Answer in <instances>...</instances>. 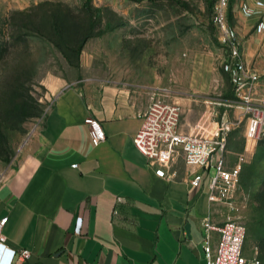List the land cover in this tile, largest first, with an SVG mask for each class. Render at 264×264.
<instances>
[{"label":"crops","instance_id":"crops-1","mask_svg":"<svg viewBox=\"0 0 264 264\" xmlns=\"http://www.w3.org/2000/svg\"><path fill=\"white\" fill-rule=\"evenodd\" d=\"M236 4L238 19L231 23L241 38L244 60L264 82V30L258 29L264 0ZM243 4L252 9L250 14ZM73 83L57 86L39 132L0 181V217L8 216L4 242L31 251L15 264H208L203 221L222 224L232 206L210 199L208 176L198 186L191 184L203 170L186 163L182 148L162 145L161 154L149 158L133 140L142 113L161 88L99 75ZM194 105H181V130L192 129L208 115L206 108ZM89 114L106 131L98 145L85 122ZM244 115L236 108L222 118L235 124ZM210 119L213 124L221 120ZM229 134L226 162L232 165L237 157H228L233 148ZM161 167L166 176L156 173ZM219 236L218 229L211 230L212 245Z\"/></svg>","mask_w":264,"mask_h":264},{"label":"rangeland","instance_id":"rangeland-1","mask_svg":"<svg viewBox=\"0 0 264 264\" xmlns=\"http://www.w3.org/2000/svg\"><path fill=\"white\" fill-rule=\"evenodd\" d=\"M214 1L0 0V176L39 132L61 83L97 75L153 83L159 97L215 119L242 108L223 68ZM249 124L244 115L229 132L228 157L243 158L230 205L246 226L245 253L264 264V135L250 136Z\"/></svg>","mask_w":264,"mask_h":264},{"label":"built area","instance_id":"built-area-1","mask_svg":"<svg viewBox=\"0 0 264 264\" xmlns=\"http://www.w3.org/2000/svg\"><path fill=\"white\" fill-rule=\"evenodd\" d=\"M230 2L231 0H215L211 19L220 42L228 52L223 68L232 82L233 96L244 114L249 115L248 132L257 139L264 135V82L260 73L244 60L241 38L229 18ZM246 8L252 12L251 8ZM258 29L264 30V21L259 22ZM181 114L180 103L154 96L142 113L141 126L133 138L136 147L149 158L161 154L162 145L172 149L182 148L186 163L203 170L191 178V184L198 186L203 176H208L210 199L231 204L240 181L243 162L242 156L232 165H227L226 162L227 137L233 122L221 118L213 124L208 116H204L192 129L181 130ZM85 122L92 142L98 145L106 138L101 120L89 114L85 117ZM73 165L76 166L77 163ZM156 173L166 176L163 167L157 168ZM1 179L0 176V181ZM7 219L8 216L0 217V264H15L30 257L31 251L6 246L2 229ZM203 225V246L208 264H261L258 257L245 253L246 226L241 220L229 215L222 224L215 225L206 218ZM214 228L220 232L215 246L211 243V230Z\"/></svg>","mask_w":264,"mask_h":264}]
</instances>
